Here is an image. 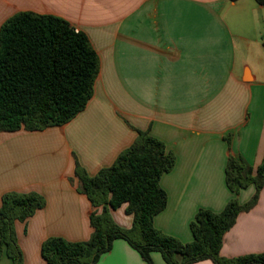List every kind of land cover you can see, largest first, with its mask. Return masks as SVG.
I'll use <instances>...</instances> for the list:
<instances>
[{
    "label": "crops",
    "instance_id": "0c3cea01",
    "mask_svg": "<svg viewBox=\"0 0 264 264\" xmlns=\"http://www.w3.org/2000/svg\"><path fill=\"white\" fill-rule=\"evenodd\" d=\"M19 12L54 15L82 32L98 58L93 94L67 123L41 131L0 133V203L7 193L44 202L14 232L20 264H47L42 242L89 239L95 208L78 192L77 164L88 176L113 164L138 131L172 153L159 186L166 205L153 226L181 243L198 210L214 213L235 198L248 202L252 184L233 194L229 158L253 173L264 155V5L254 0H0V26ZM125 205L111 211L132 226ZM264 253V185L255 205L224 234L220 255ZM153 264H166L157 252ZM0 264H12L5 255ZM95 264H145L122 239ZM194 264H213L209 260Z\"/></svg>",
    "mask_w": 264,
    "mask_h": 264
},
{
    "label": "trees",
    "instance_id": "16d2710c",
    "mask_svg": "<svg viewBox=\"0 0 264 264\" xmlns=\"http://www.w3.org/2000/svg\"><path fill=\"white\" fill-rule=\"evenodd\" d=\"M254 1L264 5V0ZM97 73L98 58L87 37L67 21L32 12L14 14L0 26V133L41 131L67 123L90 100ZM137 134L135 143L94 176L75 165L77 190L95 208L89 216L90 237L82 242L47 238L40 247L42 259L47 264H95L114 240L122 239L145 264H153V252L159 253L166 264L204 260L213 264H264V253L231 259L220 255L224 234L237 216L257 201L264 185V155L254 173L241 158L228 159L227 188L236 194L252 184L253 196L244 204L232 198L218 213L198 210L189 224L192 241L181 243L153 226V217L166 205L159 179L172 169L174 157L147 132ZM122 205L125 214L132 217L129 229L119 227L111 216V211ZM43 206V199L34 193L2 196L0 258L5 255L12 264L21 263L14 225Z\"/></svg>",
    "mask_w": 264,
    "mask_h": 264
}]
</instances>
